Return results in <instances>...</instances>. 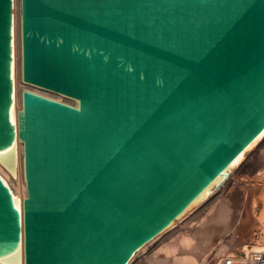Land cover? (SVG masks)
Here are the masks:
<instances>
[{"label": "water", "instance_id": "95a60500", "mask_svg": "<svg viewBox=\"0 0 264 264\" xmlns=\"http://www.w3.org/2000/svg\"><path fill=\"white\" fill-rule=\"evenodd\" d=\"M0 0V150L23 143V213L0 177V257L126 264L264 129V0Z\"/></svg>", "mask_w": 264, "mask_h": 264}, {"label": "bare ground", "instance_id": "6f19581e", "mask_svg": "<svg viewBox=\"0 0 264 264\" xmlns=\"http://www.w3.org/2000/svg\"><path fill=\"white\" fill-rule=\"evenodd\" d=\"M13 15L12 122L17 125V110L22 107L23 90L77 106V100L71 97L22 79L21 0H13ZM257 151L264 154V129L166 228L138 248L126 264H219L220 258L230 252L228 248H238L240 218L247 216L244 203L249 180L240 172L248 158ZM0 177L9 187L14 205L22 216V199L27 191L23 143L17 135L9 147L0 150ZM215 237H218L217 242ZM240 247L245 248V245ZM0 264H23L22 241L13 252L0 257Z\"/></svg>", "mask_w": 264, "mask_h": 264}, {"label": "rangeland", "instance_id": "374dc122", "mask_svg": "<svg viewBox=\"0 0 264 264\" xmlns=\"http://www.w3.org/2000/svg\"><path fill=\"white\" fill-rule=\"evenodd\" d=\"M240 174L249 179L247 200L244 203L247 216L240 218L241 228L238 232L239 243H237L239 247H230L227 249L228 251H240L242 244L253 240L254 232L260 231L264 234V154L262 151H257L248 158V162ZM217 241L218 237H215V242ZM156 264L162 263L158 262Z\"/></svg>", "mask_w": 264, "mask_h": 264}, {"label": "built area", "instance_id": "2783aa9c", "mask_svg": "<svg viewBox=\"0 0 264 264\" xmlns=\"http://www.w3.org/2000/svg\"><path fill=\"white\" fill-rule=\"evenodd\" d=\"M240 251H230L223 255L219 264H264V234L254 232L253 240L244 244Z\"/></svg>", "mask_w": 264, "mask_h": 264}]
</instances>
